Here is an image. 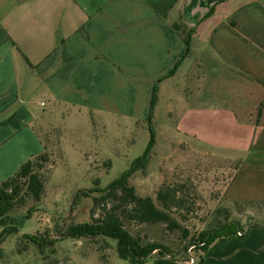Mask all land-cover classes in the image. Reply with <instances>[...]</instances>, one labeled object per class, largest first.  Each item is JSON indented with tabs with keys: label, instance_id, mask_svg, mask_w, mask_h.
<instances>
[{
	"label": "crops",
	"instance_id": "obj_1",
	"mask_svg": "<svg viewBox=\"0 0 264 264\" xmlns=\"http://www.w3.org/2000/svg\"><path fill=\"white\" fill-rule=\"evenodd\" d=\"M178 21L195 31L187 56ZM178 62L159 83L184 77L178 130L248 154L226 197L264 206V0H0V182L45 150L39 93L136 117ZM218 246L224 264H264V227Z\"/></svg>",
	"mask_w": 264,
	"mask_h": 264
},
{
	"label": "rangeland",
	"instance_id": "obj_2",
	"mask_svg": "<svg viewBox=\"0 0 264 264\" xmlns=\"http://www.w3.org/2000/svg\"><path fill=\"white\" fill-rule=\"evenodd\" d=\"M158 97L151 121L156 145L144 169L130 179L137 194L155 198L165 185L186 184L185 191L191 198L188 197L186 207L174 214L192 233L211 226L209 222L216 218L224 221V215L216 212L224 207L231 211L230 220L239 222L243 229H252L258 223L264 227V206H230L220 199L221 179L227 181L224 174L229 173L225 163L236 158L235 154L201 144L178 130L184 107V77L165 82ZM34 100L39 118L36 132L49 155L47 162L35 169L45 189L40 201L23 190L24 202L14 207L6 224L16 227L18 232L0 236V264H132L119 257L114 238L72 239L63 234L72 225L91 221L92 198H84L77 205L73 203L72 209L78 191L87 192L98 184L108 186L143 155L150 139L149 109L140 114L138 108V116L127 117L71 105L56 107L44 93H39ZM125 224L142 244L179 242L178 234L168 231L164 224ZM3 229L1 226L0 235ZM27 235L53 244L41 253L26 239ZM219 242L213 243L206 252L193 250L187 256L188 261L192 257L193 264H224L222 256L232 249L218 246L211 252ZM182 257L152 256L143 264H188Z\"/></svg>",
	"mask_w": 264,
	"mask_h": 264
},
{
	"label": "trees",
	"instance_id": "obj_3",
	"mask_svg": "<svg viewBox=\"0 0 264 264\" xmlns=\"http://www.w3.org/2000/svg\"><path fill=\"white\" fill-rule=\"evenodd\" d=\"M224 1L226 0H218L219 3ZM213 11L214 7L206 17L210 16ZM172 28L182 36L186 45L185 55H189L192 35L195 32L194 29H186L187 27L182 21L174 23ZM178 66L179 62L164 77L158 78V81L151 89L148 104L150 139L143 155L137 158L131 168L124 172L120 178L114 180L108 186L101 187L98 184L95 189H90L87 192L81 190L75 194L72 209L74 205H77L84 198H92L91 221L72 225L63 234V237H70L72 239L97 238L101 236L114 238L118 243V255L120 258L130 261L132 264H143L152 256H169L172 259L183 256L182 258H186L184 261H188L187 256L189 255L188 251L190 248L193 247V250L200 249V251L206 252L213 243L225 241L232 236L238 237V232L244 231L239 222L230 220L231 211L224 207L216 211L218 214L224 215V221L216 218L209 222L211 226L207 225L202 230L192 233L190 229L184 227L178 221L174 214L176 210H181L186 207L188 197H190L185 191L188 188L186 184L165 185L157 192L155 198L152 196H139L136 188L130 184L132 176L137 171L144 169L156 145V132L151 126V121L158 102L159 83L162 82L163 78L174 75ZM247 156L248 154L246 153L235 155L236 158L234 159L239 162L234 163L233 159L229 160V163H225L229 173L224 174L227 181H224L223 178L221 179L222 187L219 190H222V196L220 199L230 206L254 204L240 202L226 197L231 182ZM48 157L49 155L45 149L43 153L21 166L12 177L0 182V227H4L0 235L1 237H4L6 234L18 232L16 227L7 226L6 224L14 207L24 202V197L22 196L24 189L26 193L31 194L34 200H41L45 186L41 175L36 173L35 169L41 167L43 163H46ZM94 194L97 196H94ZM213 200L216 199L213 198ZM97 211H99V215H97ZM126 222L134 226L164 224L168 231L178 234L179 242L169 245L159 242L142 244L140 239L135 237L128 229V226L125 224ZM246 234L240 238L245 237ZM26 239L37 246L41 253L45 251L46 247L53 244V242L47 243L44 238L38 236L27 235Z\"/></svg>",
	"mask_w": 264,
	"mask_h": 264
},
{
	"label": "built area",
	"instance_id": "obj_4",
	"mask_svg": "<svg viewBox=\"0 0 264 264\" xmlns=\"http://www.w3.org/2000/svg\"><path fill=\"white\" fill-rule=\"evenodd\" d=\"M248 232V228H245L244 231H240L238 232V237H242L244 234H246ZM193 250V247L189 249V253H191ZM195 262L194 258H190V260L188 261V264H193Z\"/></svg>",
	"mask_w": 264,
	"mask_h": 264
}]
</instances>
